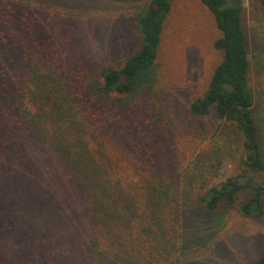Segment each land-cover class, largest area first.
<instances>
[{
  "label": "trees",
  "instance_id": "obj_1",
  "mask_svg": "<svg viewBox=\"0 0 264 264\" xmlns=\"http://www.w3.org/2000/svg\"><path fill=\"white\" fill-rule=\"evenodd\" d=\"M92 2L0 0V169L24 160L54 169L52 195L26 200L54 235L25 264L58 262L71 245L82 249L84 264H167L186 231L179 221L188 199L183 194L192 192L189 180L168 177L167 167L187 156L163 121L164 95L152 91L172 0H144L130 9L138 46L114 63L89 49ZM201 2L220 31L214 47L222 59L189 109L233 126L240 171L200 192L198 201L209 212L238 204L244 217H261L264 135L253 111L242 10L237 0ZM244 189L252 195L239 202ZM18 199L0 195L3 264H20L7 236ZM255 264H264V252Z\"/></svg>",
  "mask_w": 264,
  "mask_h": 264
},
{
  "label": "rangeland",
  "instance_id": "obj_2",
  "mask_svg": "<svg viewBox=\"0 0 264 264\" xmlns=\"http://www.w3.org/2000/svg\"><path fill=\"white\" fill-rule=\"evenodd\" d=\"M91 1L88 11L93 16L88 22L96 25H91L90 51L106 63L131 54L138 46L139 37L130 9L135 11L144 0ZM237 1L248 36L253 111L264 135V119H261L264 118V5L260 0ZM219 36L214 17L201 0H172L155 64L152 91L160 90L164 95L163 121L170 125L178 151L182 148L187 156L185 160L178 156V161L167 167L168 177L176 183L189 180L192 192L189 196L183 194L188 199L179 221L186 224V231L182 227L167 264H255L264 252V214L244 217L238 204L209 212L198 201L200 192L240 171L237 163L240 136L233 126L214 115L198 116L189 109L190 101L206 90L214 68L222 59V52L214 47ZM40 164L24 160L11 170L0 169V195L12 194L19 198L7 236L20 264L31 258L45 236L54 235L42 228L40 221L44 216L26 207V200L39 202L47 191L52 195L48 185H52L54 169ZM251 195L250 189L242 190L239 202ZM81 253V248L65 246L60 255L66 258L52 264H67V261L84 264Z\"/></svg>",
  "mask_w": 264,
  "mask_h": 264
}]
</instances>
